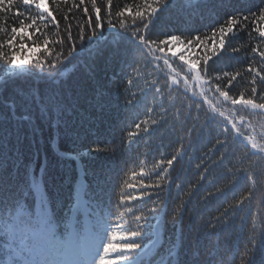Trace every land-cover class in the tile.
Segmentation results:
<instances>
[{
	"label": "snow or ice",
	"instance_id": "snow-or-ice-1",
	"mask_svg": "<svg viewBox=\"0 0 264 264\" xmlns=\"http://www.w3.org/2000/svg\"><path fill=\"white\" fill-rule=\"evenodd\" d=\"M61 2L69 0H51L57 13ZM81 6L86 19L74 36L71 23L60 30L49 0H0V32L7 36L0 42V87L12 88L14 97L0 98L6 110L0 118V264H152L158 247L164 250L158 264H264V0L255 10L233 0H189L192 11L229 10L209 26L210 35L190 39L165 31L173 0H73L68 11ZM243 33L247 38L234 46ZM201 48L202 54L194 52ZM106 50L125 81L114 98L119 119L111 131L119 139L98 138L85 152L59 154H119L121 175L113 184L121 191L114 205L102 207L87 184L62 178L57 162L39 149L22 164L20 122L31 124L35 106L41 117L66 127L62 92L37 82L54 83L73 61L84 55L94 61ZM217 62L247 66L217 71ZM245 76L244 88L232 94ZM169 209L179 240L164 244L158 218ZM188 212L196 236L193 248L181 252ZM233 228L243 248L233 242L221 254L219 238ZM201 229L211 247L203 245Z\"/></svg>",
	"mask_w": 264,
	"mask_h": 264
},
{
	"label": "trees",
	"instance_id": "trees-1",
	"mask_svg": "<svg viewBox=\"0 0 264 264\" xmlns=\"http://www.w3.org/2000/svg\"><path fill=\"white\" fill-rule=\"evenodd\" d=\"M73 0H69L67 5L60 3L62 11L56 12V5L49 0V6L53 9L54 14L57 15V20L60 24V30L63 32L65 26L69 23L73 27V35H76L77 23H83L86 17H83V6L80 9L68 11L71 7ZM116 0H114V3ZM195 2V0H193ZM234 3L245 8L251 7L253 10L260 5V0H233ZM79 3V0H75ZM176 4L165 18L166 29L168 34L179 35L182 38H192L196 35H210L209 26H216V22H223L226 19L224 15L228 9H213L204 8L199 11H192L186 7L189 0H173ZM90 7V6H89ZM67 14L69 20H64V15ZM13 24L11 17L8 18L7 27ZM4 27L2 15H0V28ZM7 36L4 32H0V42L6 39ZM164 35H160L159 39H164ZM247 38V33L242 34V39L234 41V46L241 43L242 40ZM25 40L27 38L25 37ZM177 47H183L177 45ZM66 50V49H65ZM110 50H106L103 55H99L94 61H89L86 55L81 57V60L73 61L66 69L60 74L59 79L52 83L37 82V87L41 89L53 88L62 92L65 104L68 106L64 114L63 120L67 126L63 124L57 126L54 120L41 117L39 110L33 106L30 114L33 119L31 124L21 121V127L24 131L26 138L23 140L22 150L24 152V159L22 164H27L33 159V152L39 149L41 155L46 154L50 160L57 162V170L62 178H67V181L72 184L84 183L89 186V196L94 201L100 202L102 207L108 206L109 203L115 204L118 200L120 188L115 187L113 179L120 173V156L117 154L115 157H106L101 153L95 155V158L87 155L79 159H59L61 153H75L85 152L89 149L93 142L98 138L104 141L119 139V133L113 136L111 129L118 126L119 114L116 111L114 102L115 94L118 90L122 89L125 81L119 78L120 65L118 62L109 59ZM194 52H201V49H194ZM26 53H21L25 55ZM37 56L39 53L36 54ZM258 59V58H257ZM86 63L91 64V68L86 67ZM211 64V61H209ZM247 64L230 65L225 67L224 63L217 62L214 68L217 71H234L236 68L246 67ZM4 67L0 65V85L3 84ZM16 80V77H12ZM247 76L235 82V87L232 89V94H239L245 86ZM0 98L7 100L13 99V89L9 88L4 91L0 87ZM123 99V98H121ZM6 114V110L0 106V118ZM18 114L19 111H18ZM256 123V121H254ZM13 127V125H9ZM259 132V127H257ZM14 139V138H13ZM214 142V141H213ZM210 146V145H209ZM38 170V167H37ZM108 170H111L110 172ZM101 172L103 175H97ZM107 178V179H106ZM130 193L136 194V189H128ZM65 196H67V188L65 189ZM71 201L65 199V207L70 206ZM129 207L139 208L137 202H130ZM114 210V209H113ZM215 214V213H213ZM162 225V243L167 244L169 240H179L176 233V228L172 223L171 210L167 215L161 213L158 218ZM115 223V216H113ZM152 223H157L153 220ZM250 224V221H246ZM203 229H201V239L203 245L211 247L207 239L203 238ZM196 236V230L193 228V220L190 212L185 213L183 223V248L181 252L191 250L193 248V239ZM218 251L224 254V249L230 247L233 242L239 244L243 248V236L239 234V229L233 228L228 233H225L220 238ZM147 243V241H145ZM199 251L203 254L205 248L201 246ZM164 255L163 248L158 247L156 252L149 259L152 264H158V261ZM235 264V262H233Z\"/></svg>",
	"mask_w": 264,
	"mask_h": 264
}]
</instances>
